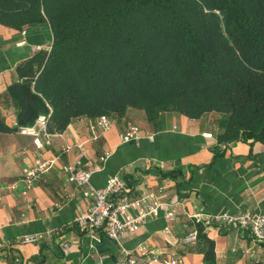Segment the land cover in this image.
I'll list each match as a JSON object with an SVG mask.
<instances>
[{"label":"crops","instance_id":"crops-1","mask_svg":"<svg viewBox=\"0 0 264 264\" xmlns=\"http://www.w3.org/2000/svg\"><path fill=\"white\" fill-rule=\"evenodd\" d=\"M51 40L46 22L21 30L0 25V264H119L123 252L138 261L179 256L183 264H206L208 248L214 264H264V243L233 226L212 222L223 212L264 215V143L217 145L210 117L189 119L175 112L147 123L139 112L128 111L125 118L112 119L103 133L90 129L95 120L76 119L61 132H52L50 144L41 149L15 130V109L6 88L15 80L18 64L47 50ZM129 125L141 136L120 143L119 135ZM63 142L82 148V162L94 169L93 187L118 176L127 183L131 198L157 196L176 202L175 219L168 221L160 211L138 231L124 234L119 244L100 231H79L75 219L89 199L82 187L67 181L63 167L76 162L79 151L61 150ZM36 158H55V165L29 190L20 183L11 189ZM198 229L201 237L195 246L180 243ZM28 235L42 239L21 244Z\"/></svg>","mask_w":264,"mask_h":264},{"label":"trees","instance_id":"trees-1","mask_svg":"<svg viewBox=\"0 0 264 264\" xmlns=\"http://www.w3.org/2000/svg\"><path fill=\"white\" fill-rule=\"evenodd\" d=\"M42 22L49 48L6 88L15 130L175 112L210 117L217 145L264 143V0H0L1 26Z\"/></svg>","mask_w":264,"mask_h":264},{"label":"built area","instance_id":"built-area-1","mask_svg":"<svg viewBox=\"0 0 264 264\" xmlns=\"http://www.w3.org/2000/svg\"><path fill=\"white\" fill-rule=\"evenodd\" d=\"M47 121L48 116L40 115L32 125L18 127L17 132L30 136L34 147L41 149L44 145L50 144L52 137V133L47 130ZM112 123L111 118L100 116L90 129H96L98 133H103L112 126ZM140 136L139 129L134 125H129L119 135V141L120 143L137 141ZM204 136L210 137V134ZM148 139L151 140L152 137L148 136ZM73 148L78 149L79 157L73 164L65 165L63 171L67 181L82 187L84 196L89 199L84 211L75 219L79 231H100L109 240L119 244L124 234L138 231L150 219L158 217L160 211L164 212V217L168 221L175 219L178 207L176 202L165 201L157 196H149L148 199L131 198L128 195L127 183L118 176L107 178L105 184L100 188L93 187L90 184V178L94 169L86 167L82 162V148L67 142H63L61 145L63 151H70ZM105 158L106 156L100 160L103 161ZM55 161V158L45 160L36 158L33 165L25 170L20 179L12 183L10 188L15 189L20 183L25 190H29L37 180L53 168ZM212 222L221 226H233L240 232L248 233L256 242L264 243V215L254 214L248 210L236 214L223 212L213 217ZM41 239L40 235H28L22 237L20 243L37 244ZM196 241V230L188 232L180 239V243L185 245H194ZM144 250V248L140 249L142 253H145ZM123 255L124 259L119 264H183V260L179 256L169 258L152 256L146 260L138 261L128 252H123Z\"/></svg>","mask_w":264,"mask_h":264}]
</instances>
